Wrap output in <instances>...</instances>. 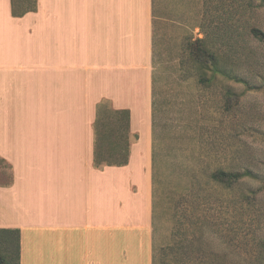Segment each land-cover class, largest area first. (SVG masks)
Listing matches in <instances>:
<instances>
[{"label":"crops","instance_id":"crops-1","mask_svg":"<svg viewBox=\"0 0 264 264\" xmlns=\"http://www.w3.org/2000/svg\"><path fill=\"white\" fill-rule=\"evenodd\" d=\"M155 60L154 0H0V231L19 264H154ZM103 101L130 111L125 165H94Z\"/></svg>","mask_w":264,"mask_h":264},{"label":"rangeland","instance_id":"rangeland-1","mask_svg":"<svg viewBox=\"0 0 264 264\" xmlns=\"http://www.w3.org/2000/svg\"><path fill=\"white\" fill-rule=\"evenodd\" d=\"M258 2L154 0L155 243L162 248L177 232L166 264H264V45L247 33L252 24L264 29ZM201 24L219 47L221 66L239 79L200 81L204 69L193 65L189 49L204 37ZM211 60L207 54L204 64ZM219 166L257 176L227 188L210 179ZM0 247L16 257V236L0 233Z\"/></svg>","mask_w":264,"mask_h":264},{"label":"trees","instance_id":"trees-1","mask_svg":"<svg viewBox=\"0 0 264 264\" xmlns=\"http://www.w3.org/2000/svg\"><path fill=\"white\" fill-rule=\"evenodd\" d=\"M207 1V0H206ZM257 7L264 9V0H258ZM13 3V14L15 16H22L28 11L36 10L38 6V0H12ZM213 2H209L208 9L212 10L211 5ZM221 3H219L220 6ZM206 5V4H205ZM225 5V3H223ZM207 6V5H206ZM207 9V10H208ZM206 10V14H207ZM219 10V9H218ZM217 10V11H218ZM206 17V16H205ZM207 19V17L205 18ZM204 37L197 38L196 41H193L190 44L189 55L190 60L194 66H199V68L204 69L200 72V81L204 79L212 82L217 78L218 75L222 74L229 76L231 78L239 79L230 73H227L224 67L221 66V56L219 54V47L214 46L216 44L215 40L209 35L208 29H205V25L201 24ZM247 33L252 35L258 42L264 45V29L257 25H249L247 27ZM211 37V38H210ZM198 43H202L208 47L201 48L196 46ZM210 54L212 58L210 66L204 64V57ZM208 70L211 71V75H208ZM241 79V78H240ZM155 83V77H154ZM158 93L156 86L154 84V99H153V126H154V139H156V127L158 121ZM110 108V109H107ZM115 117L120 116V120H113L109 122L107 115ZM105 127L106 132L102 135L101 129ZM95 129V148H94V165L98 168H103L105 165H125L129 162L130 159V142L128 137L132 135L131 125H130V111L128 109H115L111 106L109 101H103L98 105V117L94 124ZM111 136L114 138L108 143L103 144L102 138L109 139ZM137 137V135H134ZM2 159H0V164ZM210 179L219 185L230 188L239 182L242 178L250 176L256 177L257 175L250 169L244 171L231 170L223 166H219L216 169H213L210 172ZM156 149L154 148L153 154V190H154V199L156 196ZM154 227H155V200H154ZM172 233V240L168 244H164L162 248L158 247L154 240V264H166L167 256H170V250L172 249L176 254L175 243L177 232ZM2 232V231H0ZM9 232V231H7ZM169 249V251H168ZM168 253H167V251ZM164 256V258H163ZM172 256H175L172 254ZM174 259V257H173ZM0 264H19V256H12L8 250H3L0 247Z\"/></svg>","mask_w":264,"mask_h":264}]
</instances>
